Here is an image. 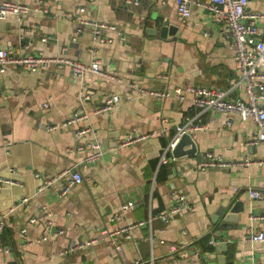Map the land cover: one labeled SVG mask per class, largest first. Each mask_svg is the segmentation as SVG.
I'll return each instance as SVG.
<instances>
[{
    "label": "crops",
    "instance_id": "obj_1",
    "mask_svg": "<svg viewBox=\"0 0 264 264\" xmlns=\"http://www.w3.org/2000/svg\"><path fill=\"white\" fill-rule=\"evenodd\" d=\"M35 1L43 2L47 11H30L21 21L13 15L0 19V47L84 65L96 59L100 74L74 78L67 66L56 63L34 72L8 66L0 74V246L7 248L0 253V264H189L194 259L198 264H264V240H249L251 233L264 236V143L255 142L254 122L199 110L189 94L178 100L172 92L173 87L191 85L228 92V101L243 97L242 89H229L232 46L200 5L207 0H192L185 22L176 15L174 0L0 3L33 7ZM78 7L87 20L113 26L102 30L110 42H92L91 29L73 15ZM247 10L260 17L256 23L264 41V0H248ZM148 13L168 19L177 28L175 35L161 39L144 33L160 25L150 18L143 24ZM260 73L264 76V66ZM129 84L167 91L168 96L138 95ZM82 94L88 100L82 101ZM112 94L118 102L107 112L94 113ZM258 102L264 109V97ZM74 112L86 117L62 126ZM51 125L58 127L47 131ZM182 127L196 151L171 160L165 149ZM85 128L86 133L76 135ZM128 133L142 138L122 146ZM90 140L100 144V159L81 169V184L60 194L63 172L83 155L76 145ZM205 153L227 166L200 169ZM245 160L247 164L239 165ZM35 175L53 181L38 191ZM250 191L258 197L251 198ZM177 194L185 196L191 211L168 214ZM22 198L26 202L17 205ZM224 200L242 201L244 207L239 220L218 231L212 219ZM125 202L133 207L122 211ZM40 209L50 214L44 241L39 240L42 222L28 223ZM160 214H167V220ZM139 222L128 239L112 235ZM207 234L213 249L198 258L194 242ZM219 241L224 244L216 251ZM116 244L120 250L114 249ZM71 247L75 249L65 252Z\"/></svg>",
    "mask_w": 264,
    "mask_h": 264
},
{
    "label": "built area",
    "instance_id": "obj_2",
    "mask_svg": "<svg viewBox=\"0 0 264 264\" xmlns=\"http://www.w3.org/2000/svg\"><path fill=\"white\" fill-rule=\"evenodd\" d=\"M174 2L176 15L181 22H185L190 17V8L193 1L174 0ZM247 2L248 0H207L205 4H200L207 9L212 21L220 24L221 33L226 41L232 46L234 75L230 79L229 89L231 91H239L242 89L244 93L243 97H236L232 101H228L225 99L228 92L218 89L195 88L191 85L185 87H173L172 92L178 100H183L184 96L189 94L192 104L199 110L203 111L206 109H212L224 114L233 113L243 121L246 119L252 120L256 126L255 142L264 143V109L260 107L258 102L264 97V86L262 83L264 76L260 73V68L264 66V41L259 38L260 33L256 23L257 19L260 17L256 13L247 10ZM30 11L46 12L47 9L46 5L41 1H35L33 7L18 3H0V19H4L7 15H13L18 21H21ZM83 13L84 9L78 7L75 9L73 15L78 23L91 29L92 42L94 44L110 42L109 38H105L102 35V30L113 29V26L97 21H89L82 17ZM73 15L63 14L62 16L71 18ZM78 32L79 30H76V34ZM42 41H45V38H42ZM89 51L93 52L94 50L89 49ZM50 63L67 66L74 78L80 77L85 72L100 74V68L96 59H93L89 64L84 65L80 62L70 61L64 58L52 59L41 53H16L12 49L0 47V74H3L8 66H15L27 72H34ZM128 87L135 90L138 95H153L158 98L168 96L167 91L147 90L135 87L134 84H129ZM80 99L82 101L88 100V95L82 94ZM118 100L119 97L116 94H112L102 103L101 106L94 107L93 112L96 114L107 112L118 102ZM85 117L86 115L84 113L77 115L74 112L70 119L62 123V126L84 119ZM226 124L228 125V121H226ZM57 127L58 126L56 125H51L46 126L45 129L50 131ZM184 130L185 127H182L177 131L175 138L168 143L165 152L172 151L178 138L181 134L186 132ZM87 131L88 129L86 128L78 130L76 135H82ZM141 138L142 135H134L132 133L125 134L122 137L121 145L126 146ZM75 148L76 151L81 152L83 155L69 170L63 172V174H66V181L60 194H65L72 187L81 184L83 182L81 169L95 164L102 155L101 146L95 140L79 143ZM161 159L164 160V157L162 156ZM173 159L174 158L171 157V160ZM247 162L248 161L245 160L243 163H239V165L247 164ZM226 166L227 163H225L220 157L213 156L210 153H205L198 163L200 169L224 168ZM35 177L40 180V186L37 189L38 191L49 186L53 181V179H40L38 175H35ZM249 196L251 198H257L258 193L250 191ZM26 200V198H22L17 205H22ZM174 200L175 204L169 207L168 214H175L180 210H192V207L187 203L183 194L174 195ZM132 207L133 203L125 202L121 205L120 210L124 211ZM49 216L50 214L44 209H40L35 216L28 218V223H34L38 220L42 222V227H44V229L39 238L40 241H44L47 237ZM158 217L162 221L167 220V214H160ZM139 224H141V222L122 227L113 231L112 235L121 234L123 235V238L128 239L131 229ZM2 226L3 223L0 221V229ZM19 232L20 234H24L25 228L22 227ZM249 240L252 242H262L264 236L260 232L255 234L251 233L249 235ZM149 241H152L151 238H149ZM208 244H214L212 237L208 240ZM6 249V247L0 246V253L5 252ZM74 249V247H71L66 249L65 252ZM114 249L120 250L121 247L119 244H116L114 245ZM65 252L60 251L59 254L62 255ZM189 264H198V260H191Z\"/></svg>",
    "mask_w": 264,
    "mask_h": 264
},
{
    "label": "water",
    "instance_id": "obj_3",
    "mask_svg": "<svg viewBox=\"0 0 264 264\" xmlns=\"http://www.w3.org/2000/svg\"><path fill=\"white\" fill-rule=\"evenodd\" d=\"M150 18L153 21L160 20L158 28H147L143 29L144 33L149 35H158L159 38L165 39L166 36H174L177 28L176 26L169 23L168 19H164L161 15H150L147 14L145 17L143 24L146 20ZM195 144L191 139V136L187 133L181 134V136L176 141L174 148L171 151V155L173 158H179L182 156L193 155L195 153ZM244 207V202L235 200L234 202H230L228 200H224L220 203L218 209H216L214 213V218L212 222L214 226L218 228V231L224 229L226 223H235V221L240 219L239 214L242 213ZM223 242L219 241L214 248L216 251L219 250L220 247L223 246ZM218 253V252H217Z\"/></svg>",
    "mask_w": 264,
    "mask_h": 264
},
{
    "label": "trees",
    "instance_id": "obj_4",
    "mask_svg": "<svg viewBox=\"0 0 264 264\" xmlns=\"http://www.w3.org/2000/svg\"><path fill=\"white\" fill-rule=\"evenodd\" d=\"M210 237L211 236L207 234L194 242V246H196V248L198 249V258L201 257L204 253L212 251L213 247L208 244V240L210 239Z\"/></svg>",
    "mask_w": 264,
    "mask_h": 264
}]
</instances>
